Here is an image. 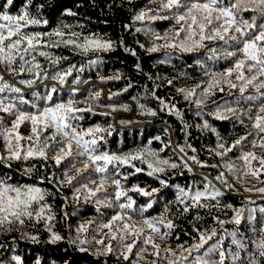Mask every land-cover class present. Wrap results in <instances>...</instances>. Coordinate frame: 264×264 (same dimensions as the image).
<instances>
[{"label":"trees","instance_id":"trees-1","mask_svg":"<svg viewBox=\"0 0 264 264\" xmlns=\"http://www.w3.org/2000/svg\"><path fill=\"white\" fill-rule=\"evenodd\" d=\"M0 6H3L2 11L10 15H20L26 7L30 15L48 21L46 26L26 28L25 31L29 33H48L59 27L65 32L64 39H73L77 43H83L85 37H99L114 42V50L90 49L87 52L75 45H65L61 42L59 46L42 49L47 51L52 59L34 54L35 62L40 65L38 69L33 68L32 72L24 71L15 76L2 71L0 74L4 75L8 83L21 88L23 98L30 102L33 100L32 93L44 97L50 93L52 87L57 90L51 93L52 103H66L69 99L82 101L75 107H91L92 111L77 113L82 119L72 123L82 130L97 126L105 129L104 132L96 134L97 137L103 136V140L96 146L98 151L117 155L142 153L143 160L146 161L137 159L130 162L143 169L139 173L132 174L135 169L129 165L114 164L109 165L107 173L102 174L95 172V165L83 156H76L75 161L72 157H67L60 165H56L49 155V151H52L50 147L47 161H13L11 168L0 165V177L10 176V183L35 184L53 193L47 195L42 203L51 206L55 216L51 225L53 230L63 237L61 241L52 243L43 220L37 223L34 219L25 218L23 226L14 224L11 230L5 225L0 228V264H17L13 257H19L22 264H168L169 260L183 256L187 257L184 264H195V257L198 256L213 264L220 259L218 251L210 252L217 241L222 242L219 250L225 252L224 264H233L231 253L234 252H240L241 256V260L236 264H247L248 255L256 253L254 240L260 238L259 229L264 223V212H261V209H264V192L259 191L264 188V169L259 172V178L251 175L238 177L225 165L232 164L234 169H245V162L240 159L245 151H252L257 157L264 158V148H261L259 143L255 148L250 144L253 139L257 142L264 140V133H259L253 127L254 117L257 114L264 115L258 113L264 97L260 96L253 84L248 85L242 94V81L236 79L235 73L230 77H217L220 83L208 94H202L213 79L211 73H221L233 66L235 57L225 58L221 51L228 46L217 39L205 40L204 47H193L187 52L179 47H157V51H149L153 46L165 43L179 44L184 38L183 32L179 38L175 37L174 34L180 25L174 20H135V16L145 10H151L150 14L158 17L170 15L168 10L161 8L159 0L155 3L150 0H31V3L28 0H13L11 6L7 5L5 0H0ZM68 12L73 15H68ZM252 15L254 14L251 12L243 13L244 19L250 20ZM256 15L257 25L264 23V17ZM145 27H151L166 39L157 40L151 34L136 31L137 28ZM72 33H78L79 38ZM231 34L239 36L238 33ZM56 39L60 38L52 37L49 40L45 37L44 42L51 44ZM140 45L144 47L141 48ZM235 47L233 42L229 50ZM212 48L217 49L214 59L210 58L213 56L210 51ZM128 49L134 50L136 55H131ZM57 58L58 63H53ZM25 67L27 69L31 65L26 64ZM69 69L70 74L64 77L63 83L52 79L53 75L67 72ZM37 72L39 76L36 75ZM244 74L249 76L252 73L245 68ZM20 80L33 81L32 87L19 83ZM226 80H230L237 87H230ZM260 80H264V77H259L254 84H258ZM221 88L223 91H220ZM180 89H194L195 95L185 98ZM260 92L264 93V89ZM96 93H99L98 97ZM17 95L7 91L0 94ZM249 95L256 96L257 99H245ZM39 103L43 106L44 101ZM22 107L34 111L28 105ZM226 107H232L235 111L228 112ZM151 112H155V115L150 114ZM218 113L223 118H217ZM0 116H4L5 123L10 127L8 122L12 117L6 113H0ZM205 124L208 126L205 127ZM20 131L24 135L30 134L27 122L21 126ZM157 137L159 139H156ZM244 137L247 139H242ZM85 139L91 137L85 136ZM237 140H241V144L232 147ZM41 141L43 142V136ZM48 143L53 144L52 141ZM220 144H223L224 148H220ZM228 148H231V151L224 154ZM145 149L157 155H149V151H144ZM176 150L183 154L188 164L182 161ZM0 151H3L2 138ZM77 151L78 148L73 143V155ZM217 152L223 155L218 156ZM192 157L196 160L191 159ZM157 159L168 160L169 164L176 163L178 166L171 168L169 165L158 164ZM72 162L75 167H71ZM149 162L164 171L153 176L147 175L151 171L148 168ZM251 163L253 169L260 168L258 160ZM28 167H34L36 171L30 175H22L23 170ZM65 173L67 177H73L71 183H68ZM221 173L226 184L216 179ZM102 175L110 178L95 196H89L84 189H81L77 196L76 189L81 188L82 184H88L93 190L99 188ZM49 177H52L51 183ZM87 177L96 180V183H89ZM113 180L120 181L122 189L127 191V196H121L120 200L115 199V192L120 189L116 188ZM161 181L165 183L162 184ZM134 186L145 189L151 195L131 191ZM152 189L158 191L152 192ZM179 189L189 193L183 204L177 199ZM196 191L208 193L207 198L200 201L207 207H190L189 211H183L191 205V195ZM214 191H220L222 195L212 199L211 193ZM128 197L135 201L132 208L120 209L119 205L127 203ZM98 199L104 202L97 204ZM149 203L152 204L151 208L147 207ZM165 207L168 209L166 214ZM141 209H144L142 216ZM240 209H243L241 223L236 224L235 210ZM250 209L255 211L250 213ZM162 214L165 223L170 220L174 224L172 230L169 231L158 222ZM115 215H121L123 218L116 221L111 230L98 229L100 224L109 222ZM250 216L254 219H250ZM144 219H152L161 232H152L143 223ZM125 223L142 230L129 260L118 258L115 253L93 255L103 248V245L95 242L96 240H104L105 244L110 243L114 249L118 248ZM81 224L87 225V231L80 234L82 239L86 237L89 240L84 245H80L79 240H76V229ZM213 230L216 235L206 244L199 250L193 248L191 255L187 253L186 249L199 243L200 232L210 235ZM110 232H116L115 240L110 239ZM164 232L169 234L161 239L160 236ZM232 232L237 233L236 238L245 243L246 249H239L232 243V237L228 235ZM32 236H36L37 240L33 241ZM147 236H151L153 242L159 245L158 256L153 255L156 250L151 244L142 245ZM134 239L135 237L129 234L124 242L132 243ZM74 240L76 243H72ZM141 246L147 248L142 256L138 253ZM80 247L86 248L87 251L81 252ZM165 248L171 251L165 252ZM256 259L258 264H264V258L259 257L258 253Z\"/></svg>","mask_w":264,"mask_h":264},{"label":"snow or ice","instance_id":"snow-or-ice-1","mask_svg":"<svg viewBox=\"0 0 264 264\" xmlns=\"http://www.w3.org/2000/svg\"><path fill=\"white\" fill-rule=\"evenodd\" d=\"M6 4L11 6L13 0H5ZM31 3V0H28ZM150 2L155 3L156 0H150ZM159 4L162 9L168 10L170 15L168 16H156L151 15V10L140 11L136 16L135 20H155V19H171L174 20L177 25H180L178 31L175 32V37L179 38L180 33H184V38L179 41V44L176 43H165L159 46H153L149 51H157V47H179L183 51H191L193 47H204V41L209 40H219L227 45L228 47L222 49V54L225 58H233V66L227 68L224 72L221 73H211L213 79L203 90L202 94H208L212 88L220 83V80L217 77H230L233 73L236 74V79L242 81L240 86V91L243 94L244 90L248 85L253 84L256 88V91L260 93L261 97H264V93L260 92L261 89H264V80H260L258 84H254L259 77H264V23L257 25L256 19L257 15L259 17H264V0H159ZM0 6V71L7 72L9 75L15 76L24 71L32 72L33 68H39L40 65L36 63V55L38 54L41 57H46L52 59L50 54L47 51L42 49L48 47L59 46L61 42L65 45H75L76 47L87 52L90 49L100 50V51H110L114 50V42L111 40H104L99 37H85L83 43H77L73 39H64L65 32L61 28H56L48 33H29L25 31L26 28L30 26L38 25H47L48 21L46 19H40L30 15L29 11L25 7L22 10L20 15H10L6 11H2ZM251 12V19H244L243 13ZM68 15H73V13L68 12ZM64 27H68L64 25ZM137 32L143 31L146 35L151 34L157 40L166 39V37H161L158 32H156L151 27H145L143 29L137 28ZM231 33H238L239 36ZM73 36L79 38L78 33H72ZM45 37H48L51 40L52 37H57L52 41L51 44L44 42ZM198 37V39H197ZM190 42V43H189ZM235 43L236 47L229 50L232 47V43ZM122 43V41H121ZM141 48L144 45H140ZM131 55L135 56L136 53L134 50L128 49ZM213 53L212 59L215 58V53L217 52L216 48L210 49ZM238 53L240 55H238ZM58 59H54L53 63H58ZM23 61V63H20ZM95 63V62H93ZM31 65L27 68L25 65ZM139 68V65H137ZM245 68L249 73H252L249 76H245ZM70 69L67 72L57 73L53 75L52 79L64 82V77L70 74ZM39 76V72L36 73ZM117 79L119 77H116ZM230 87H237L236 84H233L230 80H226ZM19 83L25 84L28 87H32L33 81L31 80H20ZM126 90V89H125ZM15 93L17 96H0V113H6L12 119L5 123L4 116H0V138L3 140V151H0V165H4L7 168L12 167L13 161L25 162L30 159H43L47 161L49 159L48 149L51 147L55 155L51 156V159L55 162L56 165H60L61 162L67 157H72L75 161L76 156L87 157V160H90L93 165H95L94 171L97 173H107L109 165H129L135 169V173L143 171V169L132 165L130 162L133 160H143L142 153H137L135 155L128 153L124 155H117L115 153H109L107 151L100 152L97 149V144L99 141L103 140V136L97 137V133H102L105 129L97 127H90L87 130L79 129L78 125H74L72 121L82 119L81 116L76 115L81 112H90L92 111L91 107L88 108H78L75 107L77 103L82 101H75L69 99L66 103H52L51 93H55L57 90L55 87H52L50 93L41 97L38 93H32L33 100L30 102L23 98L22 89L15 87L12 84L5 81L4 75L0 74V94L5 93ZM75 91V90H74ZM179 91L184 92L185 98H189L195 95V90L186 91L180 89ZM220 91H223L221 88ZM97 97L99 93L95 94ZM91 99V96L89 97ZM111 97H109L110 99ZM245 99L249 101L256 100V96H247ZM43 100V106L40 105V101ZM163 103V101H161ZM199 104L200 101H197ZM28 105L34 111H28L22 106ZM143 107V106H141ZM167 107V106H166ZM125 110L126 106H125ZM228 112H234L235 109L232 107H226L225 109ZM258 113H264V102H262L258 108ZM150 114L155 115V112ZM179 115V113H177ZM217 118H223L219 113ZM252 119V117H249ZM25 122L29 125L30 134L24 135L21 133L20 128ZM243 123V121H240ZM208 125L205 124V127ZM253 127L258 130L259 133H264V115L257 114L254 117ZM49 133L48 135H44ZM43 136V142L41 137ZM85 136H90L91 139L86 140ZM156 139H159L157 137ZM242 139H247L244 137ZM52 141L53 144L50 145L48 142ZM24 142V143H22ZM73 143L78 148V151L73 155L72 148ZM264 148V140L257 142L255 139L250 141V144L253 148L257 146ZM241 144V140H237L232 147H236ZM220 148H224L223 144L219 145ZM144 151H149L145 149ZM183 151V148H181ZM195 151V149H193ZM228 151H231V148L225 149L226 154ZM149 155L156 156L157 154L149 151ZM216 155L222 156L223 154L217 152ZM194 161L195 157H192ZM245 162V169H234L232 164H226L230 172H234L238 177L239 176H249L251 175L254 178H259V172L261 169H264V158H259L252 151L242 152L240 156ZM258 160L260 164L259 169H253L252 161ZM102 162V163H101ZM199 163V161H196ZM158 164L169 165L171 168H176L178 165L176 163L169 164L168 160L157 159ZM187 167V165H185ZM71 167H75V163H71ZM87 168V163L85 164ZM215 167V165H213ZM148 168L151 169L147 173L149 176H153L155 173L163 172V168L155 167L152 163H148ZM34 167H28L23 170L22 175H30L35 172ZM189 171L191 169L189 168ZM67 177V173H65ZM110 177L102 175L100 177V187L93 190L88 187V184H82L81 188H77V196L80 193L81 189L87 191L89 196H95L97 192L103 188L104 183ZM73 177H67L68 183H71ZM89 183L95 184L96 180L91 177L86 178ZM127 179V177H125ZM217 180H221L225 184L226 181H223V173L216 177ZM11 177L4 176L0 177V228L8 225V230H11L14 224H19L23 226L25 224V218L29 220H35L39 223L41 220L45 222L46 230L50 233L51 242L56 243L61 241L63 237L53 230L51 222L55 219L54 213L52 212L51 206L47 203H42L46 200L47 195H52L53 193L46 191L44 188L36 186L35 184H22V183H10ZM52 182V177H49V183ZM40 183H43V178H40ZM117 189H120L115 192V199L120 200L121 196H127V191L122 189V185L119 180H113ZM161 183H165L161 181ZM230 187V186H229ZM131 191L139 192L142 195H151L150 192L142 189L138 186H134ZM158 189H152V192H156ZM260 192H264V188L259 189ZM189 193L185 192L184 189H179V195L177 199L180 203H185V197ZM220 191H214L211 193V198L216 199V197L221 196ZM208 193L196 191L191 195V205L185 207L183 211H189L190 207H207L200 203L202 198H207ZM107 199V197H105ZM97 204L103 203L104 200L98 199ZM135 201L128 197L127 203H121L119 205L120 209H131ZM110 206V205H109ZM148 208L152 207V204L147 205ZM231 208L232 205H227ZM144 209L140 210L141 216L143 215ZM168 209L165 207V214ZM236 215L234 217V223L240 224L242 211L235 210ZM250 213L254 212L255 209H250ZM261 212H264V209H261ZM47 213V214H46ZM121 215H115L107 223H102L98 226L99 230L104 228L112 229L113 224L116 221L122 220ZM130 218V217H129ZM199 219V217H197ZM250 219L254 217L250 216ZM160 224H163L164 228L169 231L174 228L172 221L167 223L163 220V214L158 219ZM143 223L147 225L154 233H160L161 230L157 224L153 223L152 219H144ZM223 224L222 221H220ZM87 231V225L81 224L76 229L77 237L76 240H79L80 245H84L89 242L88 238H81V233ZM199 232V230H197ZM255 232L256 229H253ZM260 238L254 240L256 253L259 257L264 258V223H262L260 229ZM123 235L120 236L118 245L119 247L114 249L113 246L105 244L104 240H96L95 242L99 245H103V248L93 253V255L104 256L107 254H117L118 258H123V260H129V255L133 253V249L136 247L139 237L142 235V230L137 229L129 224L125 223L123 225ZM131 234L135 239L132 243H125L126 236ZM169 233L164 232L161 234L160 238L164 239ZM215 230L212 231L210 235H205L204 233H199V243L194 244L191 248L186 249L187 253L191 255L193 248L199 250L204 244L208 242L215 236ZM232 237V243L237 246L239 249H246V245L242 240L237 239V233L232 232L228 233ZM110 239L115 240L117 238L116 232H110ZM33 241L37 240L36 236H32ZM76 243V241H72ZM221 241H217L215 245L212 246L210 252L215 253L219 252V261L213 262V264H224L225 261V252L220 251ZM151 244L152 248L156 251L153 255H159V245L153 242L151 236H147L143 241L142 245ZM181 247H183L181 245ZM81 252L87 251L86 248L80 247ZM147 248L141 246L138 249V253L141 254L146 252ZM165 252H170L171 249L165 248ZM256 253H250L247 258V264H258L256 259ZM172 255L175 256V253L172 252ZM233 264L241 260L240 252L231 253ZM17 261V264H22L19 257H13ZM187 260L186 256L178 257L175 260H169L168 264H184ZM155 264V262H153ZM195 264H209V261L203 257H195Z\"/></svg>","mask_w":264,"mask_h":264},{"label":"rangeland","instance_id":"rangeland-1","mask_svg":"<svg viewBox=\"0 0 264 264\" xmlns=\"http://www.w3.org/2000/svg\"><path fill=\"white\" fill-rule=\"evenodd\" d=\"M103 92H104V94H106V91H105V89H103ZM177 151V153H178V155L180 156V158L182 159V161L184 162V163H186V164H188L187 163V160H186V158L183 156V154L181 153V152H179L178 150H176ZM56 154V152H54L53 150L52 151H49V155L50 156H53V155H55ZM251 191H249V193H250ZM264 196V195H263Z\"/></svg>","mask_w":264,"mask_h":264}]
</instances>
